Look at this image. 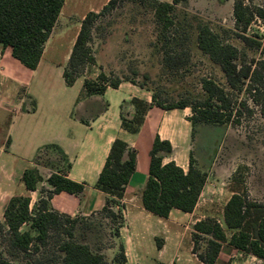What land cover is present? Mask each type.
<instances>
[{
  "label": "trees",
  "instance_id": "obj_1",
  "mask_svg": "<svg viewBox=\"0 0 264 264\" xmlns=\"http://www.w3.org/2000/svg\"><path fill=\"white\" fill-rule=\"evenodd\" d=\"M65 1L0 0V44L4 48H11L13 57L23 66L35 70ZM125 1L109 0L100 12L91 11L81 20L63 76L66 84L72 86L88 69L98 67L100 72L95 78L85 79L82 97L102 95L109 87L118 88L122 82H129L128 79L124 81L115 76L113 71L107 74L97 62L92 46L97 21ZM187 1L140 0L141 3H150L156 23L162 28V59L169 70L178 71L190 62L189 49L184 47V41L178 39L174 29L176 7ZM233 15L238 37L249 48L260 50L262 56L250 59L246 51L222 40L208 24L200 25L197 46L220 66L228 89L214 79L206 78L202 80V89L206 93L204 99L183 98L178 102L167 103L161 101L156 92L152 93V103L133 98L128 105L122 106L121 122L125 131L137 134L153 105L165 110L190 108L193 126L199 123H239L241 109L247 106L245 101L236 99L237 93L249 96L264 115V41L258 36L247 35L256 18L264 20V6L252 7L245 0H235ZM131 83L135 84L133 81ZM128 106L133 109L132 115L126 111ZM47 147L56 149L64 157L58 146L47 145L39 150L37 158ZM172 150L169 141L161 140L159 136L155 138L150 153L149 177L140 193L143 207L161 218H167L174 209L192 213L208 180V172L197 164L192 154L187 171L173 161L164 164L163 159ZM37 158L35 164H42ZM135 168L136 151L125 141L116 139L95 184L108 196L100 213L115 224L114 237H119V228L123 226L120 200ZM22 181L28 191H36L44 179L38 166L34 165L25 170ZM46 182L51 189L42 188L44 195L33 209L30 208L31 198L28 195L12 197L6 206L4 221L0 220V264H126L122 245L111 262L104 253L93 250L89 244L76 241L77 219L60 214L51 207L54 194L68 192L81 196L86 185L71 180L66 171L61 169L53 172ZM193 229V253L203 264H223L220 256L229 248L264 261V203L252 199L247 190L235 191L231 196L224 207L222 224L214 218H207L197 222ZM52 239H55L56 251L50 256L45 255L43 249L49 246ZM202 240L206 247L198 253L196 246ZM4 243H7V249L3 248ZM19 258H23L24 263Z\"/></svg>",
  "mask_w": 264,
  "mask_h": 264
},
{
  "label": "crops",
  "instance_id": "obj_2",
  "mask_svg": "<svg viewBox=\"0 0 264 264\" xmlns=\"http://www.w3.org/2000/svg\"><path fill=\"white\" fill-rule=\"evenodd\" d=\"M67 1L35 70L23 66L13 57L11 48H4L0 44V220L4 221L5 208L14 196H30V208L33 209L44 195L42 188L51 189L46 180L58 169L66 171L71 180L86 186L81 196L68 192L54 194L50 202L53 210L72 218H88L100 213L108 196L95 184L112 143L121 139L136 151V168L120 200L124 221L119 228V237H114L115 246L111 250L119 252V246L122 245L126 264H172L174 256L168 258L170 247H175V256L183 249V242L178 240L182 236L179 232L182 222L194 217V227L197 222L214 217L210 211L200 209V204L206 202L204 200L202 203V200L208 184L192 213L174 209L167 218H161L143 207L140 193L149 177L153 143L157 136L171 143L173 150L163 159L164 164L173 161L187 171L192 154L197 164L205 170L201 155L203 152L211 155L217 142L210 149L200 152L197 145L198 130L201 126H220L206 123L193 126L190 108L165 110L153 105L140 131L130 134L122 127V106L128 105L133 98L152 103L149 92L133 83L122 82L118 88H107L102 95L82 97L85 79L97 76L89 73L68 86L63 73L80 28L69 41V50L63 62H58L51 54L53 38L60 28ZM126 111L129 115L133 114L130 106ZM47 145L58 146L64 157L56 161L55 165L35 164L39 150ZM34 165L38 166L44 181L36 191H28L22 176L26 169ZM215 170L214 176L221 177V170ZM213 189L222 191L217 186ZM233 194V191L230 192L224 207ZM219 198L214 194V202ZM216 220L221 223L219 219ZM230 235L227 234L228 237ZM156 252L157 258L150 260V254ZM188 253H191L190 248ZM191 255L194 256L193 253ZM220 259L229 264H264L262 259L233 248L223 252ZM186 264L203 263L197 258H190Z\"/></svg>",
  "mask_w": 264,
  "mask_h": 264
},
{
  "label": "rangeland",
  "instance_id": "obj_3",
  "mask_svg": "<svg viewBox=\"0 0 264 264\" xmlns=\"http://www.w3.org/2000/svg\"><path fill=\"white\" fill-rule=\"evenodd\" d=\"M108 2L109 0L67 1L61 16L60 28L52 44L51 54L58 62H63L69 50V41L80 28L83 16L91 10L100 12ZM245 2L252 7L264 6V0H245ZM234 3L235 0H188L176 7L174 28L176 36L184 41V47L188 48L190 53V62L176 71L169 70L163 63V31L156 23L150 3L126 0L101 17L95 25L92 46L97 62L104 66L107 74L113 71L115 76L124 81L128 79L130 83L133 81L151 95L156 92L159 99L167 103L178 102L183 98L204 99L206 93L202 89V80L206 78H212L228 89L220 66L199 50L197 35L199 26L208 24L222 40L246 51L250 59L261 57L260 50L249 48L238 37L239 31L236 30L233 15ZM247 35L258 36L264 41V20L256 18ZM88 70L84 77L88 76V73L98 75L100 72L98 67ZM236 96L238 101H245L247 106L241 109L239 123L219 125L220 128L201 126L198 130L197 145L200 152L210 149L211 145L217 142L211 155L209 152H203L201 155L203 167L208 172V185L202 200V203L204 200L206 202L200 204V209L210 211L211 215L221 223H223V204L232 191L247 190L252 199L264 202V115L261 114L259 106L254 104L245 93H237ZM60 158L62 155L59 151L47 147L39 154L37 161L44 166H50L55 165ZM215 169L221 170V177L214 176ZM215 186L222 188V191L220 192V189L214 191ZM214 194L220 197L217 202H214ZM74 219H77L76 241L89 244L93 250L104 253L108 260L113 259L115 253H118L111 250V247L115 246V224L110 219H105L101 213L88 218L74 217ZM193 221L194 217H190L189 220L182 222L179 231L182 236L178 240L183 242V249L175 256V247H170L168 258L174 256L172 264H186L190 258L198 259L197 254L193 253L195 247ZM187 245L190 247L187 248ZM3 246L7 249V243ZM55 246V239H52L42 253L50 256L56 251ZM205 247V241H200L196 246L197 252L204 251ZM186 248L188 252L190 248L194 256L188 253ZM157 256V252L150 254V260ZM19 260L24 263L23 258ZM221 263L226 264L225 261Z\"/></svg>",
  "mask_w": 264,
  "mask_h": 264
}]
</instances>
